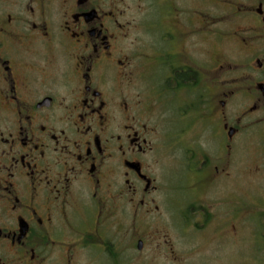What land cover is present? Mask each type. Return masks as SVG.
<instances>
[{"label":"flooded vegetation","instance_id":"1","mask_svg":"<svg viewBox=\"0 0 264 264\" xmlns=\"http://www.w3.org/2000/svg\"><path fill=\"white\" fill-rule=\"evenodd\" d=\"M234 41L235 61L214 49ZM248 121L264 129V0H0V264H157L180 197L232 220L209 245L232 239Z\"/></svg>","mask_w":264,"mask_h":264},{"label":"rangeland","instance_id":"2","mask_svg":"<svg viewBox=\"0 0 264 264\" xmlns=\"http://www.w3.org/2000/svg\"><path fill=\"white\" fill-rule=\"evenodd\" d=\"M238 2L241 4L252 2V0H238ZM214 5L217 6V3ZM213 43L216 41L214 40ZM227 44L223 46H215L214 44V49L221 47L228 49L230 61H235L243 50V46L236 41ZM230 70L228 73L229 80L235 81L234 78L238 77L239 73L235 71L236 68H230ZM232 105H240L238 96L235 100L233 99ZM243 130L239 137L243 146L242 153L238 161L233 166L231 165L233 168L230 169L231 172L232 170L239 172L241 180L236 183L235 179H230L227 184L229 193L234 191L239 197L243 196L245 202L244 209L240 210L244 217L239 216L241 220L235 222L239 233L228 231L224 234L233 240L224 237L219 241L218 247L209 245L204 238L209 235L218 236L211 234L216 226H222L233 231L232 220H218L206 228L205 222L198 220L197 214L200 213L201 209L196 205V202L190 205L189 200L180 197L181 213L190 214V220H181L175 223L164 219L162 223L160 222L159 227L162 233L159 234V237L161 241L155 245L158 247L159 245H169L174 247L176 252L157 253L159 254L157 264H264V206L253 204L256 202L264 203V129L260 130L252 121H248ZM225 193L217 189L212 191V200L207 194L210 204L208 206L213 211L218 212L220 210L219 201L222 200ZM229 206L235 205L231 203ZM256 206L260 207L258 211ZM191 216H195L197 220ZM198 224L200 226H197ZM146 252L147 250L144 254ZM136 260L139 258L134 259V261ZM133 264H140V262H133Z\"/></svg>","mask_w":264,"mask_h":264}]
</instances>
